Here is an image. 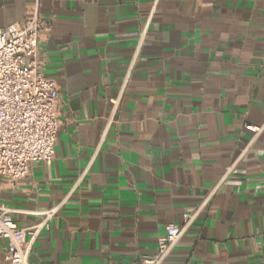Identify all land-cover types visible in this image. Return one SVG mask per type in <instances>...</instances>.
<instances>
[{
  "label": "crops",
  "instance_id": "1",
  "mask_svg": "<svg viewBox=\"0 0 264 264\" xmlns=\"http://www.w3.org/2000/svg\"><path fill=\"white\" fill-rule=\"evenodd\" d=\"M34 2L0 0V29ZM38 2L55 156L0 177L20 226L61 204L31 264H135L216 186L162 264H264V0Z\"/></svg>",
  "mask_w": 264,
  "mask_h": 264
},
{
  "label": "built area",
  "instance_id": "2",
  "mask_svg": "<svg viewBox=\"0 0 264 264\" xmlns=\"http://www.w3.org/2000/svg\"><path fill=\"white\" fill-rule=\"evenodd\" d=\"M49 28L50 23L41 15L39 2L35 0L22 22L0 29V177L11 183L27 176L32 162L50 163L55 156L54 143L60 124L57 115L59 88L55 80L44 75L39 58L41 37ZM132 63L133 60L112 100L113 113L119 108ZM263 127L245 126L254 135ZM230 170L231 167L219 184ZM210 196L186 214L181 225L168 224L165 235L157 240L156 251L139 257L135 264L165 262ZM60 206L36 212L40 216L38 222L20 226L12 218L15 210L0 204V239L5 241L3 251L0 250V264H31L35 241L42 230L49 229Z\"/></svg>",
  "mask_w": 264,
  "mask_h": 264
}]
</instances>
